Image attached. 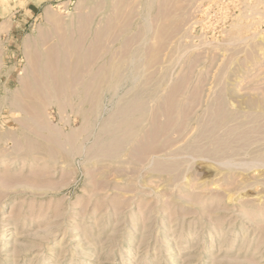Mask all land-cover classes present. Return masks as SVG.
<instances>
[{
    "label": "rangeland",
    "instance_id": "374dc122",
    "mask_svg": "<svg viewBox=\"0 0 264 264\" xmlns=\"http://www.w3.org/2000/svg\"><path fill=\"white\" fill-rule=\"evenodd\" d=\"M0 264H264V0H0Z\"/></svg>",
    "mask_w": 264,
    "mask_h": 264
},
{
    "label": "bare ground",
    "instance_id": "6f19581e",
    "mask_svg": "<svg viewBox=\"0 0 264 264\" xmlns=\"http://www.w3.org/2000/svg\"><path fill=\"white\" fill-rule=\"evenodd\" d=\"M48 64H49V63H48ZM48 64H47V65H48ZM50 65H51V64H50ZM50 65H49V66H50ZM41 66H42V65H41ZM41 66H40V64H37V65H34V66H29V70L32 71V75H35L33 70H35V71L38 70V71H39L40 68H42ZM45 66H46V65H45ZM51 66H52V65H51ZM53 67H54V66H53ZM53 67H52V68H53ZM50 68H51V67H50ZM43 69H44V68H43ZM48 70H49V67H48ZM40 72H41V71H40ZM30 74H31V73H30ZM27 76H28V74L25 75L24 77H22L21 85L18 87V90H19V91L22 90V87H23L22 84H23L24 80H29V79H27ZM35 76H36V75H35ZM53 76H54V75H52L51 77H53ZM55 76H56V75H55ZM33 77H34V76H32V78H33ZM36 77H41V75L38 74V76H36ZM45 77H46V75L42 77V80L45 79ZM46 78H47V80H48V76H47ZM38 79H41V78H38ZM54 79H55V78H54ZM54 79H52V80H54ZM62 79H63V78H62ZM57 80H58V79H56V81H57ZM60 80H61V78H60ZM57 83H58V82H57ZM19 84H20V82H19ZM90 88H91V87H90ZM13 96H14V95H13Z\"/></svg>",
    "mask_w": 264,
    "mask_h": 264
}]
</instances>
